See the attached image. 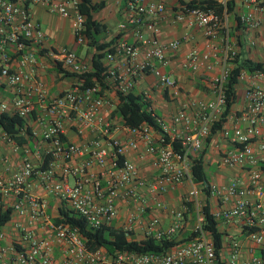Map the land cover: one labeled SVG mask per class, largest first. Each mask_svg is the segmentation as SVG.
Returning a JSON list of instances; mask_svg holds the SVG:
<instances>
[{
    "label": "built area",
    "instance_id": "2783aa9c",
    "mask_svg": "<svg viewBox=\"0 0 264 264\" xmlns=\"http://www.w3.org/2000/svg\"><path fill=\"white\" fill-rule=\"evenodd\" d=\"M257 6V0H247ZM79 0H0V114H16L23 120L31 116L37 125L30 136L38 138L35 161L29 158V149L23 147V156L10 165L0 158V212L3 196L12 193L9 205L14 214L12 225L17 231L13 245H0V264H220L208 232L203 228L204 213L194 186L185 192L181 206L171 210L172 221L165 228H158V219L150 216L143 224L140 240L146 238H171L180 228L187 203L194 208L192 234L187 240L174 243L163 252L115 251L108 254L103 248L86 249L75 226L67 222H53L46 213V194L58 201V210H71L79 215L91 228L108 226L115 218L119 204L127 208L122 231L129 240L135 224L142 223L145 200L139 189L148 184L153 191V207L162 209L158 198L168 185L185 181L192 182V160L202 152L203 140L218 120L223 105L222 82L227 74L223 67L214 79L217 94L211 100H190L181 104L172 116L174 124L181 125L184 135L168 137L162 120L155 122L160 131L151 125L125 126L124 137L112 133V122L101 117L104 98L98 85L83 86L79 79L70 89L49 95L42 81L36 78L37 59L35 52L44 48L45 36L38 22L31 17L29 5L39 4L48 11L69 19L74 41L84 43L85 16L78 10ZM224 3V1H221ZM259 9V7H258ZM166 10L157 0H123V18L118 24L120 31H130L133 42L119 38L105 59L111 62L121 56L126 61V76L106 68V80L113 82L118 94L127 93L136 78L147 67L156 77V85L167 88L173 80L152 65L156 60L164 66L168 62V51L178 49L183 38L161 42L157 36V19ZM172 11V21L184 22L202 29L204 36L215 37L224 28L222 17L212 10L199 6H188L177 2ZM239 22L255 28L259 20L252 12L239 15ZM225 56H232L228 36L222 34ZM141 47L143 58L136 61ZM62 68L74 73H83L89 66L77 58L66 47L45 50ZM210 53L191 50L185 56L189 69L209 68ZM254 78L264 79V70L252 72ZM1 88L11 91V96L2 97ZM144 99L146 96L144 95ZM245 108L241 119L245 126L234 127L231 132L222 128L223 137H229L235 145L222 153L220 160L227 167L254 165L256 159L249 146V139L264 125V86L250 82L244 92ZM190 106L192 114L186 111ZM66 126L73 127L77 134L92 131V136L79 144L64 138ZM25 123L20 128H26ZM19 128V129H20ZM3 136L8 134L3 131ZM167 136V139H166ZM9 137V136H8ZM177 138V146L172 141ZM143 145V154L150 156L149 165L156 170L155 176L146 179L139 176L134 162L126 157L129 149ZM20 145H12L14 153ZM46 158V160H44ZM68 177L72 181H68ZM33 178L44 195L29 191V179ZM200 188L215 195L220 206L209 212L218 221L236 220L246 231V238L254 245L264 241V182L258 171H252L245 182L230 179L219 186L200 182ZM231 201L230 205H225ZM26 217V220L23 219ZM4 232L0 231V240ZM139 241V240H135ZM252 249L249 248V251ZM242 242L232 239L228 243L227 256L223 264H263L260 256L245 259ZM10 253L9 255H6Z\"/></svg>",
    "mask_w": 264,
    "mask_h": 264
},
{
    "label": "crops",
    "instance_id": "0c3cea01",
    "mask_svg": "<svg viewBox=\"0 0 264 264\" xmlns=\"http://www.w3.org/2000/svg\"><path fill=\"white\" fill-rule=\"evenodd\" d=\"M100 0H92L98 2ZM104 6L93 12L92 17L101 26L98 31L94 33V38L98 42H105L114 38H122L127 42H133L134 37L130 31L122 32L118 28V24L123 18V0H102ZM164 3L166 10L158 17V32L157 36L161 42L172 39L183 38L180 45L175 51H168V62L164 66L160 65L156 60H152V65L158 67L161 72L168 75L173 84L167 88H161L156 85V77L149 70L145 68L140 77L136 78L130 91L133 93H140L146 96L149 102V108L154 116L163 121L166 126V133L168 137L184 135L181 131L180 124H174L171 121L172 116L179 109L181 104L192 100H211L217 94V86L214 79L219 76L221 69L225 66L229 68L232 62L228 61L232 56H225L224 46L221 41L222 34L226 33L229 40L230 48L234 54L240 57L248 58L253 62H261L264 70V9L263 4L248 3L247 0H233L234 7L230 13H223L222 25L223 30L219 29L217 36L206 37L202 29L195 25L187 26L184 22L172 21L171 8L177 2H186L189 0H157ZM219 2L225 0H217ZM259 7V9H258ZM31 17L36 20L44 33L45 41L44 48L36 51L35 56L37 65L35 68L36 78L43 82L45 89L49 95L58 93L62 90L70 89L79 79L72 75L70 71L63 69L59 62H56L49 55L45 54V50L49 48L57 49L59 47H66L75 53L78 59L86 62L90 66V57L94 53L93 46L84 43L78 44L74 41L73 34L69 25V19L58 15L57 13L48 11L44 6L39 4L29 5ZM252 12L259 20V25L255 28H248L239 22V15ZM191 50L198 53L208 52L210 57L208 59L209 68L199 67L196 70H191L187 67L185 56ZM144 47H141L136 61L143 58ZM103 64L106 68H112L116 74L126 76V61L123 57L117 56L111 62H107L105 56L102 58ZM250 82H255L260 86H264L263 78H254L251 73L242 71L238 77L235 85V100L231 104L227 115L220 125L214 123L208 136L203 140L202 147V164L205 174V180L208 184L219 186L226 183L230 179H238L245 182L252 171H258L260 180L264 182V125H258L257 132L249 139L248 143L252 149L253 156L256 159L254 165L244 164L243 166L227 167L220 157L223 152L233 148L235 145L231 142L229 137H223L221 129L226 128L229 132L236 126L243 128L245 122L241 119V115L245 108L244 92ZM108 87L101 89L100 92L104 98V105L100 115L104 119H109L112 122V133L118 137L126 135L125 126L122 124V119L114 113L115 106L118 102V95L113 88L111 80L107 82ZM2 97L7 98L11 96V91L7 88H1ZM189 114H192L194 109L190 106L186 108ZM26 128H20L17 132L18 137L23 140L20 148L16 153L13 152L12 145L16 139L3 136V131L0 129V158L7 160V162L14 166L23 156V147L29 149V158L35 161V151L38 147V138L30 136L31 129L37 130V125L31 116L24 121ZM23 123V124H24ZM92 131L84 130L81 134H77L73 127L66 126L64 130V138L67 142L79 144L92 136ZM17 143V142H16ZM18 144V143H17ZM143 151L142 143L138 144L137 149H129L125 152L126 157L131 159L138 171L139 176L149 179L156 174V170L149 165L148 155L141 153ZM0 161V169H1ZM28 189L31 193L37 195H44L41 186L33 179L29 180ZM71 182L72 178L68 177ZM194 186L197 190L198 200L202 206L207 205L208 211L212 212L220 206L215 195L209 194L205 189L200 188V182H182L178 184L168 185L167 189L158 195V198L163 202L164 207L157 209L153 207V191L148 184H145L139 189L141 196L145 200V209L142 213V223L135 224L130 231V238L140 240L143 231L144 222L150 217L155 216L158 219V228L165 229L172 221L171 210L178 209L181 206L182 198L185 192ZM47 200L46 213L50 220L54 222L59 216L58 201L50 194L45 195ZM14 195L9 193L2 198V209H6L13 202ZM231 201L225 203L230 205ZM127 208L123 204H119L115 218L108 225L113 229H121L125 222ZM14 214L9 215L8 220L0 226V231L4 232V237L0 240V245L6 247L13 245L17 237V231L12 225ZM26 220V217H23ZM194 224V208L191 202L187 203V209L183 212V220L180 228L174 234L176 240H187L192 233ZM217 228L222 232V246L219 251V259L221 264L227 256L228 243L232 239H238L242 242V255L245 259H249L252 255L260 256L259 250L264 247V241L261 245H254L246 238V231L242 228L239 221H218ZM182 240V241H183ZM249 248L252 250L249 251ZM7 253L6 255H9Z\"/></svg>",
    "mask_w": 264,
    "mask_h": 264
},
{
    "label": "trees",
    "instance_id": "16d2710c",
    "mask_svg": "<svg viewBox=\"0 0 264 264\" xmlns=\"http://www.w3.org/2000/svg\"><path fill=\"white\" fill-rule=\"evenodd\" d=\"M257 1L259 4L264 3V0ZM185 3L188 6H199L203 9H210L220 18L223 13H230L234 7L233 0H225L224 3L217 0H189ZM103 6L104 2L102 0L98 2H92V0H79L78 10L85 16L83 33L86 37L87 44L93 46L95 51L90 57L89 68L83 73L73 72L72 74L82 80L84 87L96 84L100 87V90L108 87L106 80V66L103 64L102 58L105 56L107 51L113 50V45L116 42L118 35L116 34L114 38L105 42H98L94 38V33L98 31L101 26L96 20H94L92 14L93 12L101 9ZM228 61L232 62V65L228 68L227 74L222 82L223 105L220 116L215 122L216 125H220L221 122H223L231 104L235 100V85L240 73L242 71L251 73L255 70H263L261 62H253L248 58L240 57L237 54H233L232 58L228 59ZM117 95L118 102L115 106L114 113L122 119V123L124 125L134 127L141 123H146L151 125L154 129L160 131V128L155 122L154 114L149 108V102L144 99L143 94L133 93L129 90L125 94L118 93ZM23 121L24 120L16 114L9 115L1 113L0 129L6 132L9 137L13 139L15 138L18 144H22L23 140L16 135L19 128L23 126ZM213 126L214 124L211 129ZM26 131L29 130L26 128ZM177 142V138L172 141L174 146H177ZM44 160H46V158ZM191 171L194 181L203 182L205 180L202 164V152L198 157L192 160ZM202 211L205 218L203 228L211 237L216 257L219 258V251L222 246V232L217 228L218 220L209 213L207 205L202 207ZM9 215V208L0 212V226L8 220ZM60 221L67 222L78 229L86 249L94 251L99 248H103L108 254L122 250H131L136 252H163L170 248L174 243L183 240H176L174 237H161L159 239L149 237L139 241L129 240L126 238L121 229H113L109 226H100L98 228H91L87 226L83 218L71 210L59 209V216L54 219V222ZM258 254L262 258V263L264 264V247L259 250Z\"/></svg>",
    "mask_w": 264,
    "mask_h": 264
},
{
    "label": "rangeland",
    "instance_id": "374dc122",
    "mask_svg": "<svg viewBox=\"0 0 264 264\" xmlns=\"http://www.w3.org/2000/svg\"><path fill=\"white\" fill-rule=\"evenodd\" d=\"M263 9H264V4H263ZM221 110H222V107H221Z\"/></svg>",
    "mask_w": 264,
    "mask_h": 264
}]
</instances>
